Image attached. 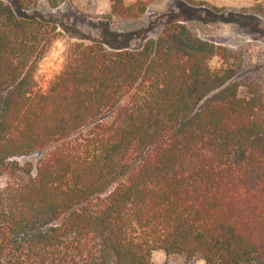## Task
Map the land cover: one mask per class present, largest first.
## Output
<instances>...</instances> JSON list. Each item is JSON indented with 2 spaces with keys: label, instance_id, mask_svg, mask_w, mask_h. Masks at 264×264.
<instances>
[{
  "label": "trees",
  "instance_id": "trees-1",
  "mask_svg": "<svg viewBox=\"0 0 264 264\" xmlns=\"http://www.w3.org/2000/svg\"><path fill=\"white\" fill-rule=\"evenodd\" d=\"M40 1L66 2L0 0V264H264L260 86L170 20L137 48L71 42L43 91L60 24Z\"/></svg>",
  "mask_w": 264,
  "mask_h": 264
},
{
  "label": "rangeland",
  "instance_id": "rangeland-1",
  "mask_svg": "<svg viewBox=\"0 0 264 264\" xmlns=\"http://www.w3.org/2000/svg\"><path fill=\"white\" fill-rule=\"evenodd\" d=\"M137 0H125L130 6ZM144 12L127 15L111 10L110 0H66L56 9L43 1L28 14L51 17L60 24V34L53 47L40 61L36 73L41 90L63 66L66 48L74 41L99 40L106 46L140 47L145 40L156 38L163 25L178 20L201 39L226 48L225 60L214 56L212 69L231 68L233 80L242 84L255 82L264 94V0H139ZM241 96L247 87L241 85ZM35 162L36 156L26 157ZM22 160V158H20ZM2 179L0 178V184ZM151 264H186L183 257L154 251ZM192 264H205L196 259Z\"/></svg>",
  "mask_w": 264,
  "mask_h": 264
}]
</instances>
